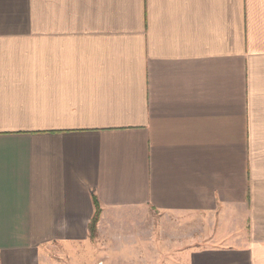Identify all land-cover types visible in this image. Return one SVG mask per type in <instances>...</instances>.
<instances>
[{
  "label": "crops",
  "instance_id": "crops-1",
  "mask_svg": "<svg viewBox=\"0 0 264 264\" xmlns=\"http://www.w3.org/2000/svg\"><path fill=\"white\" fill-rule=\"evenodd\" d=\"M138 260L264 264V0H0V264Z\"/></svg>",
  "mask_w": 264,
  "mask_h": 264
},
{
  "label": "rangeland",
  "instance_id": "rangeland-1",
  "mask_svg": "<svg viewBox=\"0 0 264 264\" xmlns=\"http://www.w3.org/2000/svg\"><path fill=\"white\" fill-rule=\"evenodd\" d=\"M173 217L170 218H157V217H120L117 221L111 220V223H108L106 229H112V230H121V231H126L127 233V240H128V245H131L132 241H135L137 243H140L141 248H137L138 250L141 249L142 253H139L140 259L142 263L146 262V258L150 257L151 254V242H152V236L156 237L159 239L160 243L159 247L160 250L164 245H167L166 241H169V237L171 238L170 240H179V238L182 236V233H185V230L183 228L182 222L179 224H176L173 220ZM100 222V220H99ZM98 222V224H99ZM197 225H195V228ZM97 230H98V225H97ZM196 233H198V230H195ZM190 233V236L192 238V233L193 231L186 230V234ZM137 236V237H133ZM131 239V240H130ZM182 239V238H181ZM180 239V240H181ZM179 243V241H178ZM133 245L135 243L133 242ZM164 250V249H162ZM139 259V260H140ZM138 260V264H139Z\"/></svg>",
  "mask_w": 264,
  "mask_h": 264
},
{
  "label": "trees",
  "instance_id": "trees-1",
  "mask_svg": "<svg viewBox=\"0 0 264 264\" xmlns=\"http://www.w3.org/2000/svg\"><path fill=\"white\" fill-rule=\"evenodd\" d=\"M94 201H95V207H96V214L90 224V231L92 232L93 235L96 234L97 225L100 220V214H101L100 203L98 202L97 198H95Z\"/></svg>",
  "mask_w": 264,
  "mask_h": 264
}]
</instances>
